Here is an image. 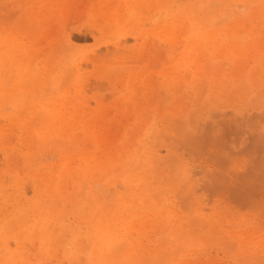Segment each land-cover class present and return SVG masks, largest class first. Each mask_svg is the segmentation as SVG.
I'll list each match as a JSON object with an SVG mask.
<instances>
[{
    "label": "rangeland",
    "instance_id": "1",
    "mask_svg": "<svg viewBox=\"0 0 264 264\" xmlns=\"http://www.w3.org/2000/svg\"><path fill=\"white\" fill-rule=\"evenodd\" d=\"M69 1H70V3H69ZM130 1H131V2H129L130 7H128L125 4L124 0H114V1L113 0H47V2H46V0H0V7L4 6V8H1V9H4L3 11L1 10V16L3 18H4V16H5V18L7 16L4 14L5 12H6V14H7V12L8 13L11 12V16L9 15L7 17H10V19H11V17L13 15H14V17L16 15L15 18L19 17V19H22L21 21L26 22L33 15L39 14V17H36L37 15H35V18H37V19H33V21L35 20L36 22L35 21L32 22V25H34V27H35V28L33 27L35 29V35L31 36L32 38L29 37V35H28L29 32L27 33L28 36L26 35L25 32H21V29L24 30V28H22V27L24 26L23 23L25 24V22L20 21L22 27H21V29L18 28L19 26H21V25H18V23H19L18 18H17L18 20L17 19L14 20L15 18L12 17L14 19H12L11 21L8 20L9 18L7 19L8 21H4V20H6L4 18L2 25H1L3 35H8V34L13 35L14 34L13 37L15 38V40L19 41L21 44H23L25 46H29L30 55L32 57V63L31 64L33 65V67L39 66L40 70L42 67V70H41L42 75H43L42 78H43V80H45V78H47V80L41 86H35V88H33L32 93H31L32 99L38 100V102H39V106H38L39 108L37 107V110H39V111L40 110L41 111L46 110L47 106L50 104V102L52 100L55 101L56 99L60 98V96H62L64 93L66 95V98H68V99L70 97L74 96L73 101L70 102V100H67L70 102V104L69 103L66 104L67 108H70L72 105H75L78 109L81 108L78 105V103H79L78 98H75V91H74L75 87L73 86L72 83H74V82L76 83L77 79H78V78H76L77 72L75 69L76 66L78 65L77 63H79V64L83 63L84 65L81 68L82 81H83V85L85 86V87L83 86V88H84L83 90H85V92L83 91L84 92L83 98L86 102L89 101L88 104L90 105V106L88 105V110L86 111V115L87 114H91V115L84 116L85 114L82 112L78 118L79 122H84V123L88 122L90 125H92L91 130L93 132L95 131L94 133L97 134L100 132L99 136H101L102 130L106 131V133H107V130L112 129V131H113V129H117V127H119L118 125L121 126V127H119L121 131L119 129L114 130L115 132L119 131V133L118 132H116V133H118L121 136V138H119L120 136L118 134L113 135L111 133L114 137L116 135L118 136L117 139L115 138V141L113 142V144H115L116 146L113 144H108V142L111 143L112 139L114 140L112 135H111L112 137H110V135L102 133L103 138L108 137V136L110 137V138H105V141H106V139L108 141L105 142L104 144H102L103 142L102 143L97 142V141H102V139H103L102 137H101L102 139L97 140L100 137L98 136V138H97L95 135H93L91 133L94 137H92L90 135L91 136V138H90L87 134L86 129H84L83 124H76L75 125L74 133L75 132L76 133L74 134V139H77V141L75 140L76 141L75 142L73 140V142H75V144H74L75 147L78 146L77 152L75 150V153H74V151L73 152L71 151V153L69 151H66L67 149L70 150V148H71V150H72V148H74L73 143H72V145L68 144L69 148H67V146H66V147H64L66 149H64V148L62 149V146H61L62 143L60 144V147H59V146H54L55 143L53 144L50 142L49 139H51L52 137H50L49 139L47 138L48 140L45 139L46 141L39 140V142H38V140H36L35 134L31 133L30 131H29L30 133H27L28 135L26 134L27 129L24 128L25 123L22 122L21 120L19 121V119H16V118H18L17 115L23 113L24 111L25 112L28 111L27 106L29 104L24 103V99L21 96L22 95L21 93L19 95H16V96L12 94L13 88L16 84L15 80H16L17 76L8 66H6L5 64L2 63L3 59H2V56L0 54V123H1L0 124V172H1L0 173V183H1L0 237L5 238V239H0V250L3 249V247L5 246V243H9V252L13 253V258L12 259L9 258V260H8L9 262L7 260H4V258H0V264H26V263L27 264H36V263H39V264H68L69 262H70L69 264H73V261L76 262L74 264H83V263L85 264V261L87 260V258L85 257L86 253L84 254L83 251H84V248L86 247V245L88 247V244H90L91 241L93 242L96 240L98 243H102V241L104 240V234L106 233V231H105L104 227H101L102 226L101 220L103 217V212H98V211H100L103 208L104 204L106 203V202H104L105 201L104 197H106V194L102 190V188L104 187V184L108 180V178L107 179L105 178V174L108 175V173H109L111 175L114 168H115V170L116 169L117 170L116 171L114 170L112 175L113 174L114 175H120V174H127L128 173L126 175L127 176L126 178L129 177L132 180H136L135 184L137 182L138 183L141 182V181H138L139 175L145 174L147 176V179L143 180V182H141V185H148V189L150 188V190H152V192H147V195H146L147 199L143 203V207H140L138 210H135V215L133 217H135L137 219H144L145 212L155 211L157 208H159L161 206L160 205L161 203H159V200H160V198H162V193L159 194V192L158 193H156V192L160 191V190L162 192V188H160V186H162L161 184H163L161 182V179L164 176L160 171H158V169H155V166H151L147 163L148 159L145 156V154H142V157H141V154H138L139 152L136 153L135 151L136 150L139 151V148H141L142 149L141 153H144L145 148L149 147L150 143L151 144L155 143L158 145V141H161L162 139H163V141H165L164 144H167L171 150H172V148H174V150L177 149L178 154H182V155L185 154L184 157L189 162L191 168L195 167L194 169H196V167L199 168V167H202L205 165H207V166L210 165V168H211L212 163L210 160H208L209 159L208 154H209V151L211 150L210 153L215 152L217 154L219 152V156H221V154L223 155V154L227 153V155H226L227 158H229V156H230V158L233 157V159H236L238 157L237 163L239 164V166H237L236 168H237V170H239V168H240V170H239L240 172L239 171L238 172L241 174L240 175L241 176L240 179L242 178L241 181H244L246 179L245 180V182H246V181H248V179H251L253 177L252 178L253 180L252 179H251L252 181L250 180L253 183L255 181L254 176H258L257 180L264 178V174H262V173H264V170H260L261 168H264V166H262V165H264V161H262V160H264V118L256 116L257 118L255 119V121H257V122H255V124L257 123L256 127L258 129H254L253 130L254 132H252V131L249 132L244 128V125H246V122H248L249 118H252L251 117L252 115L254 117V112H257V110L260 106V102L262 100V97H264V96H262V95H264V42H262V41H264V21H261V19L258 18V16H256L257 19L255 18V20H253V21L248 20L247 22H245V27H244V25H239V26L237 25L238 26V36H239V33H241L240 34L241 37L239 36L242 39L241 40V46H243L244 44H246L249 41L252 42L251 40H253V42L251 43L250 46H248L249 43L246 44L248 46V48L250 47L248 51L246 50V52L245 51L240 52V54L243 53V54H241V57H240V59H242L240 64L243 65L244 61L246 64L244 65V68L240 67V69L237 71V74L239 73L238 75H236L237 78L235 77L233 80H229V77H227V76L224 77L223 75H221L220 79L218 78V75L216 76V78H218V80L223 82V84L226 82L225 83L226 86L221 84V88L220 89L218 88V90H217V88H215L216 82L214 85L210 84L209 82H206V81H209L210 78H212V77L208 76L209 75L208 72H211V73L213 72L212 68H211L212 70L210 69V71H209L207 64L209 67L213 66L212 64L215 61L221 62L223 60V58H219L216 60H215V58L213 59L212 56L214 54L209 52L211 50V48L208 47L209 44H207V43L205 44V41L202 38H201L202 39L201 42L203 41V43L198 42L199 40H197V42H196L195 40H193V38H192V40H193V42H192L191 37H194V35H193V32L190 28V23L188 24L189 21L185 20L187 18L185 17V14H183L184 12L180 13V11L178 12L177 9L178 8L179 9H186V14L190 13L189 15H191L192 12H193V14H196V12H197L198 14H196V15H199L198 19H201V17H202V21L199 20L200 21V28H201V27H204L203 25H208L209 15L206 16V18H208V19L205 20L206 18L204 16V14L208 13V10H210V9L212 11L210 10L209 12H213L214 14H219L218 13L220 11L219 9H222V7H223L222 10L223 11L225 10V12L227 11L228 13L227 12L226 13L229 14L228 16L230 17V15L232 14V12L234 10L232 9L233 10L232 11L230 9L231 6L229 7V5H231V4L226 3L228 0H226V1H223V0H160V1L159 0H152V1H150L151 3L149 2V0H147V1L141 0V2H142L141 5L144 4L142 7H141V5L136 4L137 0H130ZM134 1H135V3H134ZM139 2H140V0H139ZM211 2L212 3L214 2L217 6L214 8L215 4L214 3L212 4ZM228 2H230V1H228ZM18 3H19V5H18ZM64 3H66V4H64ZM208 3H210V4H208ZM222 3H223V5H222ZM225 3H226V5L228 4L226 6V8L224 5ZM149 4L150 5L152 4V5L150 6ZM10 5H12V6H10ZM105 5H106V7H105ZM136 5H139V6H137V7H139L138 8L139 10L136 9L137 8V7H135ZM196 5H199V6H196ZM220 5H222L221 8L219 7ZM6 7H7V9H6ZM204 7H206V8L204 9ZM23 8H24V10L21 11V9H23ZM212 8H214L215 12L213 11ZM227 8L230 10H228ZM232 8H233V6H232ZM235 8L236 7H234V9ZM249 8L250 7H248L246 10L245 9L242 10L241 8L240 9L245 13L246 11H249ZM60 9H62V10H60ZM193 9L195 10V12L193 11ZM240 9L236 8L238 13H242ZM18 10H20L21 12L20 11L18 12ZM204 10L206 13L204 12ZM23 11L26 12V14H27L26 16H24L25 12H23ZM108 11H110V12H108ZM12 12H13V14H12ZM199 12L200 13L202 12L204 14L202 15ZM237 12L235 11L233 13H237ZM104 14H106V15H104ZM177 14H179V16L183 15L181 17L185 21L181 17H179ZM174 16L175 17L178 16L179 21ZM218 18L221 19V16L218 15L217 19ZM231 18L232 17H230V19H229L230 21L227 20V22L229 21L228 24H231V22L233 21V18H235V16L232 19ZM180 19H182V20L180 21ZM173 20H175V21H173ZM14 21H17V25ZM215 21H217V20H215ZM215 21H213V23H215ZM254 21H256V23ZM202 22L205 24H203ZM170 23H171V25H170ZM210 23H209V25H210ZM239 24H241V23H239ZM3 25H5V27L7 25L8 26L5 28ZM45 26H46V28H45ZM210 26H208V27L205 26L204 28H206V30L208 31L209 29H211L213 27V26L212 27H210ZM3 29L4 30L6 29V30L4 31ZM241 30H243L242 32L244 34L241 32ZM210 31L211 30H209V32ZM11 32L12 33L14 32V33L12 34ZM30 35H31V33H30ZM219 37H221V39L218 40V36H217L216 40L218 41V43H217V41L214 40L213 44L211 45L212 48H219L223 45V43H224L223 39L225 38V35L222 34ZM61 38H64V39H61ZM37 39L40 40V41L38 40L39 42H41V40H42L43 43L39 44L38 41H36ZM51 40H53V41H51ZM30 42H31V44H30ZM187 42L190 43L191 45L189 46ZM195 42L198 43L197 44L198 46L196 45ZM259 42H261V43H259ZM57 43H59L60 46ZM118 43H119V45H118ZM216 44H218V45H216ZM256 45H257V47H260V50L256 47ZM71 46H72V48H71ZM118 46H119V51L115 50V49H118ZM99 48H101V49H99ZM197 49H200V50H197ZM192 50L193 51L197 50L198 53L197 52L192 53ZM58 51H59V53H58ZM116 51H118L119 54ZM54 52L57 55H55ZM230 52H232V51H230ZM230 52L228 53V55L233 56V53L230 54ZM112 53L113 54L115 53V56ZM107 54L111 55V57L107 56ZM183 54H186V55L188 54L189 56L193 55L190 57V59H192V62H188L186 65H184L185 63H183V61H182L183 58L180 59ZM198 54H200V56H203L204 58L203 57H201V58H203L204 60L199 59L200 56H197ZM26 57H27L26 54L20 55V57H18V60L23 61L26 59ZM197 58H198L197 62L199 61L201 63H203V62L207 63V64L203 63L205 68L203 67L204 71L201 72L202 74L200 72H198V70H197L198 74H195V72H194V66L193 65H194ZM94 59H98L99 61H97V60L94 61ZM118 60H120L121 63ZM135 60H138V61L136 62ZM116 61L118 62V65L116 64L117 63ZM170 61H172V62H170ZM223 61H225V59ZM174 62L177 63V65H175ZM211 62H213V63H211ZM172 63L174 64L173 65L174 70L175 71L180 70V72L176 73L173 71V73L171 72L172 74L170 73L171 74L170 76H172V75L176 76V74H178V76H176V77H181L180 79L178 78V80H181L180 82H178V80L176 82L173 81V84H172V80H171L172 77H169V74H168L169 71L166 72V70H165V72L168 75V76L167 75H165V76L169 77V80H167V78L164 75H162V73L164 72V71L162 72V70H164L166 68H167V70H168V68L173 70ZM190 63H193V64L190 66ZM221 63L224 64L225 62H221ZM228 64L230 66V62ZM175 66H178L179 69H178V67H175ZM73 68H74V71H73ZM176 68H177V70H176ZM186 68H188V69H186ZM43 69H47V70L49 69V70L46 72V70H43ZM144 69H145V71H144ZM147 69H149V70H147ZM197 69H198V67H197ZM68 70L70 72H68ZM230 70H231V66L229 68L226 66L225 73H228V71H230ZM186 71H188V73H190V74H188V73L186 74L187 78H185L186 77L185 76ZM257 71H259V72H257ZM156 72H157V74L155 75ZM160 72H162V73H160ZM134 73H135V75H138V73H139L138 78H137V76L135 77ZM211 73H210V75H211ZM73 74H75V75L73 76ZM131 74H132L131 78L133 80L130 78ZM144 74L145 75L151 74L150 76L154 77V78H149L150 76L147 75L148 76L147 77L148 82L152 83L153 85L157 82V80H154L155 78L156 79L159 78L158 82H162V84L163 83H165V84L162 85L160 83L159 86H161V87H159V88H157L158 85H155L156 86L155 87L150 83L148 84V82L146 85V82H145L146 76ZM199 74L201 75V77L198 76ZM66 75L70 76L68 79L69 81L67 80ZM251 75H252V77H251ZM71 76L72 77L76 76L75 80ZM133 76L136 79H134ZM139 76L142 78H140ZM224 78H226L227 81ZM138 79H139V83L138 84L136 83V87H137V89H140V91H141L140 95L136 94V93H139L140 91L137 89L135 90L136 87H135L134 83H132V82H138ZM152 79H153V81H152ZM165 79L167 80L166 82H164ZM204 79H205V81H204ZM73 80H74V82H73ZM130 80H131V82H130ZM149 80H151V81H149ZM34 81L36 82V79ZM167 82L170 84L167 85L166 84ZM232 82H233V85H232ZM75 83H74V85H75ZM129 83H132V84L129 85ZM143 83H145L144 86L140 87L141 85H143ZM149 85H150V87H149ZM145 86L149 87V89L148 88L145 89ZM72 87H74L73 90H72ZM103 87L105 88V90L103 89ZM225 87L226 88L228 87V88L226 89ZM224 89H226V90H224ZM67 90H68V92H70V94L67 92ZM134 90L139 91V92L135 93ZM3 91H5V93H6L5 95L3 94ZM128 91H134V92L133 93L131 92L132 93L131 94ZM134 93L137 95V97H136L137 99L135 97L134 98L132 97L133 102H134L133 103L130 101V100H132V98L130 99L129 97L135 95ZM147 93L149 95H147ZM230 93L232 95L231 98L228 97ZM144 94L146 95L145 98L143 97V96H145ZM166 95H167V97L172 96V99H171V97L167 98ZM159 96H162V97H159ZM252 96H253V98H252ZM138 97L139 98L143 97L142 100L141 99L139 100L140 104L142 103L141 105L143 106L142 111L140 109L138 110L139 107L136 108V105H135V101H138V99H139ZM147 97H151V98L149 99ZM66 98H65V100H66ZM159 98H160V100L161 99H163V101L165 100L164 101V107H166V106L168 107L170 104L172 105V103L173 104L175 103L174 105H176L177 103H180V104L176 105V111H175V107H172L173 105L172 106L170 105L171 106V108L169 106L170 110L172 108H174V110L172 109L171 111L166 112L167 114L165 113L164 117L163 116L160 117L157 115L158 111L157 112L155 111V109L157 107L160 108V106L162 105V102L159 100ZM96 99L100 102V103L97 102L99 104H96V101H97ZM113 99H115V100H113ZM143 99H144V101H143ZM152 99H153V101H150L151 104L148 103V104H150V105H148L147 104L148 100H152ZM169 99H171L172 101H170ZM94 100H95V102H94ZM166 100L169 102V104H168V102H166ZM175 100H176V102H175ZM129 101L131 102V105L129 104L130 103ZM143 102H146V103H143ZM152 102H154V103L152 104ZM159 102L161 103V105ZM170 102H172V103H170ZM243 102H247L248 104L243 103ZM157 103H159V105H157ZM143 104L146 107H144ZM146 104L149 106V108H147L148 106ZM41 105H43V106H41ZM127 105H129V106H127ZM138 106H139V104H138ZM210 106H211V108L214 107L215 110L218 108V114H216L214 111H212L210 109ZM101 108H103V109H101ZM126 108H127V110H126ZM178 109L181 112L178 111ZM208 109H210L213 112V114L215 115V117L212 118L211 113H210L211 117L210 116L209 117L212 119V121H213V119H215L217 117L215 119V121H216L215 123H217V125L213 121V123H214L213 126H210L209 120H211V119L208 117V115H209ZM236 110H238V111L236 112ZM211 111H209V112H211ZM97 113H99V114H97ZM105 113L107 114V116L105 115ZM144 113H146V114H144ZM229 113H231V114L229 115ZM96 114L97 115L101 114V119L104 118L103 120L106 119L107 121L106 120L101 121V119H98L99 116H97ZM102 114H103V117H102ZM130 114H132V115H130ZM224 114H226L227 116ZM219 115H220V118H219ZM221 115L223 116V118ZM93 117H94V119H93ZM174 117H175V120L173 119ZM181 117H183V118L181 119ZM207 117L209 118L207 120V121H209V125H208L209 127L207 126V128L205 129L203 125H207L204 122L206 120L205 118H207ZM38 118H40V117H38ZM202 118L205 120H203ZM96 119H97V121H96ZM244 119H245V121H244ZM39 120L41 121V119H39ZM143 120H144V122H143ZM202 120H203L204 124H203V122H201ZM98 121H99V123H98ZM96 122H97V125L101 124L102 126L103 125H105V126H103V127L100 126L101 127V129H100V127H98L96 125ZM221 122H223V124H221ZM36 123H39V121H37ZM150 124L153 125L155 130L159 129L158 131H161V129H162L163 132L162 131H161L162 133L160 132L161 136L158 139H157L158 135L156 136L155 134H149L147 132ZM181 124L183 125V127ZM45 125H47V124H45ZM136 125H139L137 127V133L141 130L142 134H141V132H139L138 134L135 132L136 130H134L133 127H136ZM201 125L203 128L201 127ZM187 126H188V128H187ZM95 127H96V129H95ZM141 127H143V128H141ZM212 127H213V129H212ZM103 128H105V129H103ZM93 129H95V130H93ZM174 129L176 132L174 131ZM22 130H24V131H22ZM114 131H113V133H115ZM185 131L187 133H185ZM110 132H109V134H110ZM245 132L248 134H246ZM58 133H55L56 135H54V139H56V140H57V137L59 135ZM160 133H159V135H160ZM166 133H168V135H167L168 137H165ZM243 133H245V134H243ZM253 133H255V134H253ZM195 134H197V135H195ZM154 135H155V137H154ZM185 135L187 136V138ZM241 136H243V137H241ZM32 137H34V138H32ZM191 137H193L192 140L190 139ZM93 138H95L96 141ZM160 138H162V139H160ZM58 139H59V137H58ZM64 139H66V138H64ZM89 139H91L92 141L90 142ZM176 139H178L179 141L181 140L182 142L181 141L178 142V140L176 142ZM194 139L201 141L204 144H208L209 141H211L210 142L211 143L210 150L208 147L210 144L208 146H206L207 150H205V152H207L209 150L207 153L204 152L206 155L203 153V154H201L202 156L200 155V157H199V155H195L192 153L193 150L191 149L190 145H193ZM232 139H234V140H232ZM69 140L70 139L68 138V142H66V143H69ZM35 141L38 143H35ZM40 141H41V144H40ZM63 141H65V140H63ZM116 141H117V143H116ZM130 141H132V142H130ZM145 141H146V143H145ZM191 141H192V144H191ZM30 142L32 143V147H31ZM60 142H62V141H60ZM87 142L89 143L88 144L89 147L87 146ZM128 142L131 143V145ZM170 144H172V145H170ZM236 144H237V146H236ZM56 145H57V143H56ZM107 145H109V146H107ZM112 145L115 147H113L111 150L110 148L112 147ZM139 145L140 146L143 145V147H140ZM106 146H107V148H106ZM136 146L137 147L139 146V147L137 148ZM188 146H190V147H188ZM57 147H59V148H57ZM86 148H87V150H86ZM180 148H182V149H180ZM36 149H38V150H36ZM116 149H118V150H116ZM122 150H124V152H123L124 156H125V154H127V152L129 150L133 151V152L131 151V153H133V155H132L133 160L131 158L126 166L123 165V162L121 161L122 160L121 159L118 163L116 161L108 167L111 171L110 170L101 171L99 169H94L93 174H91L92 176L90 175L89 178H88V175H86L83 172V170L81 171V168H79V169L74 168L75 162L73 160H74V158H77L76 155L80 154V156H81L82 154L86 155V154L91 153L92 155L97 156V154L101 151L102 155H103V156L100 155L101 158H106V157L112 156V157H115V159H117V157H116L117 153H119ZM64 151H66L68 153L64 154L65 153ZM202 151H204V150H202ZM39 152H41V153H39ZM62 153L64 155H62ZM107 153L108 154L110 153V156H108ZM161 154L164 155L163 150L161 151ZM236 154H239V155L237 156ZM70 155H72V156L75 155L73 157V160H72L74 163L71 162V159L67 160V161L63 160V159H68V156H70ZM190 155H192V156H190ZM71 157H69V158H71ZM143 157H144V159H143ZM198 158H199V160H198L199 162L197 161ZM61 160L65 164L62 162L63 163V165H62V163H60ZM260 160L262 161V163ZM258 161H260V162L258 163ZM57 162H58V164H56ZM66 162L69 164L72 163L73 166L71 165V167H73L74 169L70 170V168H69L70 165L67 164ZM207 162H209V163H207ZM260 163H261V165H260ZM49 164H51V165H49ZM143 164H144V166L140 167ZM67 165H69V166L67 169V173L65 174L67 176L65 178V182L63 181L64 180L63 176H61V177L55 176L53 178V182L55 184L52 185L53 186L52 188L49 187L50 189L48 188V184L45 183L44 180H41L39 177H37L35 174L38 171H41V172H44L45 176L47 174L46 178H50L51 177L50 172L57 171V169L60 170V169H62V167L65 168V166H67ZM258 165L261 168H259ZM46 166H47V168H46ZM130 166H131V168H130ZM151 167L154 169H152ZM43 168H44V170H43ZM138 168H139V170H138ZM212 168H213V166H212ZM254 168H255V170H253ZM257 169L262 171V172L259 171L258 175L256 173ZM96 170L97 171L99 170V172H97ZM126 171H129V172H126ZM73 172H74V174H73ZM121 172H123V173H121ZM244 173H245V175L242 176ZM110 175H109V177L112 178V175L111 176ZM200 176L198 178H200ZM245 176H246V178H245ZM90 177H92V178H90ZM243 178H244V180H243ZM88 179H89V181H88ZM67 180H69V181H67ZM262 180H264V179H261V182L264 183V181H262ZM250 181H248V182L250 183ZM7 182H8V184H7ZM61 182H64V183H61ZM151 182H153V183H151ZM154 182H156L157 184ZM256 182L259 184L258 181H256ZM59 183H60V187H63V186H65V187L60 188V190L57 189V186L59 185ZM257 183L254 182V185L257 186L256 185ZM31 184H32V187H31ZM19 186L20 187L23 186L25 189L27 188L25 190L26 196L25 195L24 196L19 195V197H21V198H19L17 196L19 193V190L17 193V188ZM36 186H38L39 188ZM101 186H103V187H101ZM244 187H245V189L247 188L251 191L252 185L250 187H247V186H244ZM257 187L260 188L259 186H257ZM121 188L123 189V187H121ZM254 188H256V187H254ZM262 188H264V185H262ZM37 189H38V191H37ZM35 190L39 193V196L37 195V192ZM100 190H101V192H100ZM261 191H264V189H262ZM261 191L260 192L258 191V194L261 195V196L259 195L260 196L259 201L264 202V192L261 193ZM33 192L34 193L36 192L35 193L36 196L34 195ZM254 192L251 191V194H254ZM158 194L161 196H159ZM173 194L174 193H172V192H168L166 195L171 196L170 200H172L177 196V195L174 196ZM10 195H11V197H10ZM255 195H256V193H255ZM15 197H17V198H15ZM156 197L159 199L157 200ZM25 199L27 202L23 203ZM154 199H156L158 201L157 204H156V200H154ZM257 199H258V197H256V196L251 197L252 201H254V200L257 201ZM20 200H21V202H18ZM175 201H177V198H175ZM249 202L251 203V204L249 203L252 206V207L250 206L251 208L249 206H246L247 203L245 204V202L243 204L241 203L243 205L242 207L240 204H237L235 202L234 205L237 204L236 206L240 208L239 211H237V207L233 206L232 203L230 205L228 204L229 206H226V207L229 210H231L232 213H234V211H237V212H235L236 215L234 214L236 217L234 215H232V216H234L233 218L236 219L237 223L233 224L232 227H230V228H229L230 225L224 224L225 226H227L225 228L229 229V230H227L226 233H224V231H223L224 234H222L221 236H219V234H217L218 232H216L215 234L212 233L211 235H209L207 233V231H206L207 234L201 233L200 235H203L205 237H208V235H209V237L207 240L203 241V243H202L203 246L200 248L198 247V244H196V246H193V243L200 242V238L202 239V237L197 238V236H196V234H197L196 231L198 229L197 225L193 224L192 221L188 222V219L182 218L181 215H179V214L176 217H172V218L169 217L167 212L173 206L161 208L162 218L160 219V222L159 221H152L151 218H145L143 220V224H142V227H143L142 230L143 231L142 232L140 231L136 234L138 238L148 237V240L149 241L151 240L152 247H157V251L161 252V250H162L164 252V253H162V252L160 253V252L155 251V252H157V254L155 252H153L152 256H148V258H147V260L150 261V262L147 261L148 264H164V261H166V258L167 259L168 258L173 259L172 257H170L173 255L167 254V252L165 253V251H168V250H166V248L164 250V245L169 240H171L170 242L173 243V245L169 244L170 246H174V244L180 245V246L178 245V247H177V245H175L176 249H174L175 247L173 248L174 250L178 251V255H179V252L180 253L182 252L183 254L186 253V255H187V253L189 254V255H187L188 256L187 258L192 264H194V262L196 264H198V263H200V264H210V263L211 264H213V263H215V264H252L253 263V264H255L253 260L252 261L251 260L249 261L247 259L243 260V256L237 255V249L238 248L229 246V244L226 243L228 241H225V239H228L229 233L235 232L236 236L240 237L239 239L244 242V248L245 249L248 246H251V247H253V249L260 250V248H257V243L261 239H264V204H262L260 202L261 204H256V207H255L254 202H253L254 205L252 204L251 201H249ZM230 206L232 208L233 207L234 208L231 209ZM244 206H246V207H244ZM90 207L91 208L94 207V211L88 210V208H90ZM253 207H255V208H253ZM235 208H236V210H235ZM15 210H17V212H15ZM133 211L134 210H132L131 212H128L127 215H130V213H131V215H133ZM176 211L179 213V211H182V207L178 205L176 208ZM39 220H41V222ZM46 220H47V222H46ZM185 221H187V223ZM190 223H192L193 225ZM49 224H52V225H49ZM36 226H37V229H36ZM57 226H59V227H57ZM188 231L191 232L192 235H190V233H188ZM240 231H242V232L240 233ZM72 232L73 233L76 232L77 234H80V237L84 238V239H86V236H87L86 240H88V237H89V241H88L89 243L86 240H85L86 241L85 242L82 239L83 244L81 243V245L79 246V249H81V250H77V251L73 252V253L78 254V255H75L70 251L72 248H70L68 244H67V246L63 245L67 241L66 239L67 238L69 239V235ZM183 232H185V233H183ZM51 233H56L57 235H60V236L58 238L52 239ZM142 234L144 235L143 237L140 236ZM161 236L163 237V239ZM190 236H191V238H190ZM158 237H160V238H158ZM177 237H178V239H177ZM222 237H224V239H222ZM60 238L61 239L64 238V239L61 240ZM45 241L47 242L46 244H45ZM55 242H56V244H55ZM62 242H63V244H62ZM160 244H162L163 246H160ZM169 245H167L166 247H168ZM109 246H110V243L108 242L106 244V249H108ZM180 247H181V250L183 249L182 251L179 249ZM192 248H193V250H192L193 252L190 251ZM167 249L172 250L171 247H168ZM229 250H231V251H229ZM85 252H87V249L85 250ZM79 253H81V254L79 255ZM149 254H151V253H149ZM161 254H162V256L164 255L163 258L161 257ZM176 254H174V256H173L174 257V263L169 262L168 260H170V259H168L167 260L168 262H165V264H182V261L180 258H178V260L175 258V257H177ZM63 255H64V257H63ZM157 255H160L159 257L162 259H160V258L159 259L162 261L159 262ZM70 257H71V260H70ZM72 257H73V259H72ZM18 259H21V260H19V262H18ZM114 262H117V261H114Z\"/></svg>",
    "mask_w": 264,
    "mask_h": 264
},
{
    "label": "bare ground",
    "instance_id": "2",
    "mask_svg": "<svg viewBox=\"0 0 264 264\" xmlns=\"http://www.w3.org/2000/svg\"><path fill=\"white\" fill-rule=\"evenodd\" d=\"M114 1V0H113ZM143 1V0H142ZM147 1V0H146ZM150 1H152V0H149V2ZM160 1V0H159ZM223 1H226V0H223ZM222 1V2H223ZM228 1H230V2H228ZM226 3H228V4H231V5H229V7H230V9L233 11V12H237V10H236V8H238V9H247L248 7H250L249 8V11H246L245 13L241 10V12L242 13H233L232 12V14L230 15V17H234L235 16V18H233V21L231 22V24H228V22L230 21L229 19H230V17L228 16L229 14H227L226 12H225V10L223 11L222 9H223V7H222V9H219L220 11L218 12L219 14H214L213 12H209L210 10H208V13H206L205 12V10H204V12L206 13V14H204V13H200V14H204V16H205V18H206V16H208L209 15V19L208 18H206L205 20H207L208 19V25H203L204 27L205 26H210V27H212L211 29H209V30H211L210 32H209V30L207 31L206 30V28H204V27H201L200 28V21H202V17H201V19H198V16L199 15H196V14H198L197 12H196V14H193V12L191 13V15H189V14H186V9H177L178 10V12L180 11V13L181 12H184L183 14H185V17L187 18V19H185V20H188L187 22H188V24L190 23V28H191V30H192V32H193V35H194V37H191V40H192V38H193V40H195L196 42H197V40H199L198 42H201V40L203 39L204 41H205V44L207 43V44H209L208 45V47L209 48H211V50L209 51V52H211V53H213L214 55L212 56V58L214 59L215 58V60L216 59H219V58H223V60L225 59V61H221V62H225L224 64L223 63H221L220 61H215L214 63L213 62H211V63H213L212 65L213 66H208V64H207V67H208V69H209V71H210V69L212 68L213 69V72L211 73V72H208L209 73V77H212V78H210L209 79V81H206V82H209L210 84H212V85H214L215 84V82H216V87L215 88H217V90H218V88L220 89L221 88V84H223V82H221L220 80H218V78L220 79V76L221 75H223L224 77L225 76H227V77H229V80H233L235 77L237 78V76L236 75H238L237 74V71L240 69V67L241 68H244V65L246 64L245 63V61H244V63H243V65H241L240 63H241V61H242V59H240V57H241V54H243V53H241L240 54V52H242V51H245L246 52V50L248 51L249 50V48H248V46H250L251 45V43L253 42V40H251L252 42H247V43H249L248 44V46L246 45V44H244L243 46H241V33H239V36H238V26L239 25H244V27H245V22H247L248 20L249 21H253V20H255V18L257 19V17L256 16H258V18H260L261 19V21H264V0H228ZM46 2H47V0H46ZM109 2V1H108ZM124 2H125V4L128 6V7H130L129 5V2H131L130 0H124ZM133 2V1H132ZM204 2V1H203ZM239 2V3H238ZM58 3V2H57ZM69 3H70V1H69ZM101 3V2H100ZM134 3H135V1H134ZM141 0H140V2H139V0H137L136 1V4H139V5H141ZM144 3V2H143ZM147 3V2H146ZM151 3V2H150ZM212 3V2H211ZM214 3V2H213ZM212 3V4H213ZM226 3L224 4L225 5V8H226V6L228 5H226ZM16 4V3H15ZM34 4V3H33ZM64 4H66V3H64ZM98 4V3H97ZM133 4V3H132ZM197 4V3H196ZM208 4H210V3H208ZM215 4V3H214ZM18 5H19V3H18ZM63 5V4H62ZM92 5V4H91ZM139 5H136L135 7H137V6H139ZM144 5V4H143ZM143 5H141V7L143 6ZM150 5V4H149ZM152 5V4H151ZM150 5V6H151ZM222 5H223V3H222ZM222 5H220L219 7L221 8V6ZM10 6H12V5H10ZM32 6V5H31ZM109 6V5H108ZM196 6H199V5H196ZM211 6V5H210ZM209 6V7H210ZM217 5L215 4L214 5V8L216 7ZM232 6H233V8H232ZM33 7V6H32ZM105 7H106V5H105ZM110 7V6H109ZM127 7V8H128ZM234 7H236L235 9H234ZM1 8H4V6L3 7H0V54H1V56H2V59H3V61H2V63L3 64H5L6 66H8L14 73H15V75L17 76V78H16V80H15V82H16V84H15V86H14V88H13V91H12V94L13 95H19L20 93L22 94L21 96L23 97V99H24V103L25 104H29L27 107H28V111H22L23 113H21V114H19V115H17L18 116V118H16V119H19V121L21 120L22 122H24L25 123V126H24V128H26L27 129V131H26V134L27 133H33V134H35V137H36V140H38V142H39V140H42V141H46V140H48L50 137H52L51 139H49L50 140V142L51 143H55L54 144V146H59L60 147V144L62 143V149L64 148V147H66L67 146V148H69L68 147V144L70 145H72V143H73V147L75 148H72V150H71V148H70V150L69 149H67L66 151H69L70 153H71V151L73 152L74 151V153H75V150H76V152H77V148H78V146L77 147H75V142L77 141V139H74V134L76 133H74V131H75V125L76 124H83V127H84V129H86V131H87V134H88V136L91 138V136L92 137H94L93 135H95L97 138H98V136L100 135V132L99 133H94L92 130H91V126L92 125H90L88 122H86V123H84V122H79V115L83 112L85 115L84 116H87V115H91V114H87L86 115V111L88 110V102L89 101H85L84 100V98H83V93L85 92V90H83L84 88H83V81H82V72H81V68H82V66L84 65L83 63H77L76 65V72H77V77L76 78H78L77 79V82L75 83L74 82V80H75V77H72L74 80H73V82L75 83V85H74V83H72L73 84V86L75 87V89H74V87H72V90L74 89V91H75V98H78V101H79V103H78V105H79V107H81L80 109H78L75 105H72L70 108H67V106H66V104L67 103H69L70 104V102L71 101H73L74 100V96L73 97H70L69 99L68 98H66V95H65V93L62 95V96H60V98H58V99H56L55 101L54 100H52L51 102H50V104L47 106V109L46 110H37V107L39 106V102H38V100H33L32 99V97H31V93H32V90H33V88H35V86H41L46 80H47V78H45V80H43V78H42V67H41V70L39 69L40 67L39 66H36V67H33V65L31 64L32 63V57H31V55H30V48H29V46H25V45H23V44H21L19 41H17V40H15V38L13 37V35H10V34H8V35H3V31H2V27H1V25H2V22H3V19L5 18V16H4V18L1 16V10L3 11L4 9H1ZM13 8V7H12ZM16 8V7H15ZM108 8V7H107ZM139 7H137L136 9L137 10H139L138 9ZM206 7H204V9H205ZM214 8H212L213 9V11L215 12V10H214ZM6 9H7V7H6ZM5 9V10H6ZM9 9V8H8ZM65 9V8H64ZM63 9V10H64ZM209 9V8H208ZM228 9V8H227ZM230 9H228V10H230ZM11 10V9H10ZM22 10H24V8L23 9H21V11ZM60 10H62V9H60ZM105 10V9H104ZM103 10V11H104ZM114 10V9H113ZM131 10V9H130ZM20 10H18V12H19ZM20 11V12H21ZM132 11V10H131ZM193 11L195 12V10L193 9ZM212 11V10H211ZM23 12H25V11H23ZM66 12V11H65ZM96 12V11H95ZM108 12H110V11H108ZM117 12V11H116ZM224 12V13H223ZM230 12V11H229ZM240 12V11H239ZM4 13V12H3ZM37 13V12H36ZM48 13V12H47ZM129 13V12H128ZM5 15H7V16H11V12L10 13H8L7 12V14H6V12L4 13ZM12 14H13V12H12ZM34 14V13H33ZM32 14V15H33ZM99 14V13H98ZM27 14H26V12L24 13V16H26ZM35 15H37L36 17H39V14H35ZM35 15H33L29 20H27L26 22L25 21H21L22 19H19V17H17V18H15L16 17V15H15V17H14V15L12 16V17H14V18H12L11 17V19H10V17H7L6 16V20H4V21H8V20H12V19H14V20H18V22L20 23H18V25H21V22H25V24L23 23V27H22V25L21 26H19L18 28L19 29H21V27L22 28H24V30L23 29H21V32H25L26 33V35H27V33H28V35H29V37L30 38H32L31 36H34L35 35V27H34V25H32V22H34L33 21V19H37V18H35ZM104 15H106V14H104ZM132 15V14H131ZM178 16H179V14H177ZM216 15V16H215ZM218 15H220L221 16V19H217V16ZM43 16V15H42ZM70 16V15H69ZM178 16L177 17H175L176 19H178ZM181 16H183V15H181ZM181 16H179V17H181ZM2 17V18H1ZM108 17V16H107ZM120 17V16H119ZM125 17V16H124ZM9 18V19H8ZM52 18V17H51ZM57 18V17H56ZM106 18V17H105ZM118 18V17H117ZM182 18V17H181ZM200 18V17H199ZM231 18V19H232ZM8 19V20H7ZM68 19V18H67ZM183 19V18H182ZM182 19H180V21L182 20ZM184 20V19H183ZM184 20V21H185ZM200 20V21H199ZM215 20H217V21H215ZM227 20H229L228 22H227ZM21 21V22H20ZM173 21H175V20H173ZM178 21H179V19H178ZM213 21H215V23H213ZM15 23H16V25H17V21H14ZM36 22V21H35ZM44 22V21H43ZM183 22V21H182ZM204 22V21H203ZM202 22V23H203ZM211 22V23H210ZM255 23H256V21H254ZM12 23V22H11ZM10 23V24H11ZM167 23V22H166ZM209 23H210V25H209ZM239 23H241V24H239ZM253 23V22H252ZM4 24V23H3ZM7 24V23H6ZM5 24V25H6ZM41 24V23H40ZM57 24V23H56ZM114 24V23H113ZM203 24H205V23H203ZM207 24V23H206ZM228 24V25H227ZM5 25H3L4 27H5ZM37 25V24H36ZM167 25V24H166ZM170 25H171V23H170ZM238 25V26H237ZM8 26V25H7ZM6 26V27H7ZM163 26V25H162ZM5 27V28H6ZM34 27V28H33ZM52 27V26H51ZM60 27V26H59ZM113 27V26H112ZM170 27V26H169ZM37 28V27H36ZM39 28V27H38ZM45 28H46V26H45ZM165 28V27H164ZM10 29V28H9ZM188 29V28H187ZM205 29V30H204ZM258 29V28H257ZM4 30V29H3ZM6 30V29H5ZM4 30V31H5ZM15 30V29H14ZM23 30V31H22ZM190 30V29H189ZM27 31V32H26ZM39 31V30H38ZM52 31V30H51ZM59 31V30H58ZM67 31V30H66ZM166 31V30H165ZM188 31V30H187ZM243 30H241V32H242ZM17 32V31H16ZM19 32V31H18ZM57 32V31H56ZM62 32V31H61ZM168 32V31H167ZM240 32V31H239ZM30 33H31V35H30ZM243 33V32H242ZM20 34V33H19ZM22 34V33H21ZM154 34V33H153ZM168 34V33H167ZM222 34H224L225 35V38L223 39L224 40V43H223V45L221 46V47H219V48H212L211 47V45L213 44V42H214V40L215 41H217L216 39V37L218 36V40H220L221 39V37H219V36H221ZM244 34V33H243ZM27 35V36H28ZM38 35V34H37ZM44 35V34H43ZM69 35V34H68ZM71 35V34H70ZM156 35V34H155ZM160 35V34H159ZM189 35V34H188ZM192 35V36H193ZM216 36V37H215ZM67 37V36H66ZM65 37V38H66ZM231 37V38H230ZM25 38V37H24ZM60 38V37H59ZM202 38V39H201ZM20 39V38H19ZM61 39H64V38H61ZM166 39V38H165ZM39 39H37L36 41H38ZM57 40V39H56ZM193 40H192V42H193ZM40 41V40H39ZM38 41V43L40 44H42L43 42H42V40H41V42H39ZM51 41H53V40H51ZM72 41V40H71ZM148 41V40H147ZM178 41V40H177ZM34 42V41H33ZM32 42V43H33ZM123 42V41H122ZM127 42V41H126ZM195 42V43H196ZM223 42V41H222ZM262 42H264V41H262ZM37 43V42H36ZM120 43V42H119ZM119 43H118V45H119ZM188 43V42H187ZM201 43H203V41L201 42ZM216 43V42H215ZM217 43H218V41H217ZM259 43H261V42H259ZM30 44H31V42H30ZM35 44V43H34ZM45 44V43H44ZM58 45H59V43H57ZM71 44V43H70ZM158 44V43H157ZM198 43H196V45H197ZM72 45V44H71ZM188 45L190 46L191 44L190 43H188ZM216 45H218V44H216ZM60 46V45H59ZM63 46V45H62ZM61 46V47H62ZM180 46V45H179ZM193 46V45H192ZM198 46V45H197ZM214 46V45H213ZM245 46V47H244ZM259 46V45H258ZM117 47V46H116ZM159 47V46H158ZM215 47V46H214ZM256 47H257V45H256ZM40 48V47H39ZM43 48V47H42ZM45 48V47H44ZM51 48V47H50ZM60 48V47H59ZM71 48H72V46H71ZM190 48V47H189ZM192 48V47H191ZM248 48V49H247ZM259 50H260V47H257ZM262 48V47H261ZM5 49V50H4ZM65 49V48H64ZM99 49H101V48H99ZM193 49V48H192ZM203 49V48H202ZM206 49V48H205ZM4 50V51H3ZM33 50V49H32ZM31 50V51H32ZM56 50V49H55ZM115 50H118L119 51V46H118V49H115ZM122 50V49H121ZM136 50V49H135ZM197 50H200V49H197ZM197 50L196 51H193L192 50V53H194V52H197ZM252 50V49H251ZM258 50V51H259ZM118 51H116L118 54H119V52ZM126 51V50H125ZM129 51V50H128ZM188 51V50H187ZM191 51V50H190ZM230 51H232V52H230ZM97 52V51H96ZM102 52V51H101ZM146 52V51H145ZM189 52V51H188ZM230 52V54H232L233 53V56H230V55H228V53ZM44 53V52H43ZM58 53H59V51H58ZM123 53V52H122ZM153 53V52H152ZM187 53V52H186ZM198 53V52H197ZM23 54H26V59L25 60H18V57H20V55H23ZM54 54L55 55H57L55 52H54ZM100 54V53H99ZM105 54V53H104ZM113 54V53H112ZM201 54V53H200ZM200 54H198L197 56H200ZM38 55V54H37ZM36 55V56H37ZM114 56H115V53L113 54ZM130 55V54H129ZM188 55V54H187ZM186 54H183L182 56H181V58L180 59H182L183 58V63H185L184 65H186L188 62H192V59H190V57L191 56H193V55H191V56H187ZM252 55V54H251ZM107 56H110L111 57V55H108L107 54ZM106 56V57H107ZM152 56V55H151ZM196 56V55H195ZM243 56V55H242ZM31 57V58H30ZM103 57V56H102ZM113 57V56H112ZM189 57V58H188ZM201 57H203V56H200V58L199 59H203V58H201ZM232 57V58H231ZM89 58V57H88ZM104 58V57H103ZM151 58V57H150ZM194 58V57H193ZM256 58V57H255ZM93 59V58H92ZM91 59V60H92ZM141 59V58H140ZM177 59V58H176ZM90 60V59H89ZM99 61L98 59H94V61ZM132 60V59H131ZM161 60V59H160ZM179 60V59H178ZM197 60H198V58L196 59V61H195V63H194V72H195V74H198V72H202V71H204V69H203V67L205 68V66H204V64L203 63H201V62H197ZM204 60V59H203ZM256 60V59H255ZM93 61V60H92ZM114 61V60H113ZM118 61H120V60H118ZM126 61V60H125ZM136 62L138 61V60H135ZM162 61V60H161ZM227 61V62H226ZM247 61V60H246ZM117 62V61H116ZM134 62V61H133ZM145 62V61H144ZM160 62V61H159ZM170 62H172V61H170ZM177 62V61H176ZM230 62V66H231V70L230 71H228V73H225V69H226V66L229 68L230 66H229V63ZM97 63V62H96ZM113 63V62H112ZM115 63V62H114ZM120 63H121V61H120ZM132 63V62H131ZM175 63V62H174ZM198 63V64H197ZM210 63V62H209ZM92 64V63H91ZM117 65H118V62L116 63ZM179 64V63H178ZM181 64V63H180ZM193 63H190V66L192 65ZM116 65V66H117ZM158 65V64H157ZM173 63H172V68H173ZM175 65H177V63H175ZM210 65V64H209ZM224 65V66H223ZM86 66V65H85ZM99 66V65H98ZM97 66V67H98ZM148 66V65H147ZM146 66V67H147ZM171 66V65H170ZM169 66V67H170ZM179 66V65H178ZM178 66H175V67H178ZM183 66V65H182ZM189 66V67H190ZM201 66V67H200ZM102 67V66H101ZM100 67V68H101ZM157 67V66H156ZM187 67V66H186ZM188 67V68H189ZM197 67H198V69H197ZM253 67V66H252ZM48 68V67H47ZM118 68V67H117ZM122 68V67H121ZM126 68V67H125ZM171 68V67H170ZM188 68H186V69H188ZM200 68V69H199ZM258 68V67H257ZM178 69H179V67H178ZM196 69V70H195ZM202 69V70H201ZM211 69V70H212ZM43 70H46V72L49 70H47V69H43ZM67 70V69H66ZM106 70V69H105ZM147 70H149V69H147ZM165 70H166V72L167 71H169L168 72V74H169V77H172L171 78V80H172V84H173V81H177L178 80V78L180 79L181 77H176V76H178V74H176V76L175 75H172V76H170L172 73H173V71L174 72H176V73H178V72H180V70L179 71H175L174 70V68H173V70L172 69H169L168 68V70H167V68L166 69H164V70H162V72H160V73H162V75H167V73L165 72ZM176 70H177V68H176ZM197 70H198V72H197ZM41 71V72H40ZM51 71V70H50ZM73 71H74V68H73ZM107 71V70H106ZM128 71V70H127ZM142 71V70H141ZM144 71H145V69H144ZM207 71V70H206ZM68 72H70L69 70H68ZM67 72V73H68ZM148 72V71H147ZM152 72V71H151ZM172 72V73H171ZM185 72V71H184ZM257 72H259V71H257ZM140 73V72H139ZM139 73H138V75H139ZM142 73V72H141ZM144 73V72H143ZM171 73V74H170ZM188 73V71H186V73H185V76H186V74ZM210 73H211V75H210ZM44 74V73H43ZM146 74V73H145ZM144 74V75H145ZM157 74V72L155 73V75ZM188 74H190V73H188ZM202 74V73H201ZM47 75V74H46ZM75 74H73V76H74ZM134 75H135V73H134ZM138 75H135V77L137 76V78H138ZM148 75V74H147ZM147 75H145L146 76V80H145V82H146V85H147V82H148V76H150L151 74H149L148 76ZM153 75V74H152ZM184 75V74H183ZM193 75V74H192ZM207 75V74H206ZM205 75V76H206ZM218 75V78H216V76ZM257 75V74H256ZM259 75V74H258ZM67 77V80L69 79V77L70 76H68V75H66ZM141 76V75H140ZM139 76V77H140ZM143 76V75H142ZM144 76V77H145ZM168 76V75H167ZM175 78H174V77ZM198 76H200L201 77V75L199 74ZM132 77V74H131V76H130V78ZM134 77V76H133ZM134 77V79H136ZM166 77V76H165ZM169 77H166L167 78V80H169ZM199 77V78H200ZM241 77V76H240ZM251 77H252V75H251ZM140 78H142V77H140ZM149 78H154V77H149ZM185 78H187V76L185 77ZM36 79V82L34 81ZM99 79V78H98ZM101 79V78H100ZM120 79V78H119ZM125 79V78H124ZM132 79V78H131ZM159 79V78H158ZM158 79H154V80H157V82H158ZM164 79V78H163ZM197 79V78H196ZM208 79V78H207ZM222 79V78H221ZM225 80H226V78H224ZM228 79V78H227ZM111 80V79H110ZM133 80V79H132ZM166 79L164 80V82H166L167 81ZM198 80V79H197ZM200 80V79H199ZM217 80V81H216ZM241 80V79H240ZM31 81V82H30ZM69 81V80H68ZM71 81V80H70ZM135 81V80H134ZM149 81H151V80H149ZM152 81H153V79H152ZM181 80H178V82H180ZM204 81H205V79H204ZM224 81V80H223ZM227 81V80H226ZM243 81V80H242ZM241 81V82H242ZM130 82H131V80H130ZM155 83L154 85L152 84V83H150V82H148V84L150 83V84H152L153 86H155V85H158L157 86V88H159V87H161V86H159L160 85V83L162 84V82H158V83ZM169 82V81H168ZM166 83L167 85L168 84H170V83ZM235 82V81H234ZM237 82V81H236ZM70 83V82H69ZM123 83V82H122ZM132 83H134V85H135V87H136V83L138 84L139 83V79H138V82H132ZM132 83H129V85L130 84H132ZM226 83V82H225ZM225 83L223 84V85H225ZM61 84V83H60ZM102 84V83H101ZM105 84V83H104ZM144 84L145 83H143V85H141L140 87H143L144 86ZM165 83H163L162 85H164ZM2 85V84H1ZM200 85V84H199ZM205 85V84H204ZM219 85V86H218ZM232 85H233V82H232ZM105 86V85H104ZM110 86V85H109ZM133 86V85H132ZM226 86V85H225ZM60 87V86H59ZM85 87V86H84ZM131 87V86H130ZM139 87V88H140ZM149 87H150V85H149ZM149 87H146L145 86V89L146 88H148L149 89ZM156 87V86H155ZM154 87V88H155ZM164 87V86H163ZM244 87V86H243ZM153 88V89H154ZM156 88V89H157ZM214 88V89H215ZM226 88V87H225ZM228 88V87H227ZM226 88V89H227ZM99 89V88H98ZM103 89L105 90V88L103 87ZM112 89V88H111ZM131 89V88H130ZM137 89V87L135 88V90ZM177 89V88H176ZM226 89H224V90H226ZM103 90V91H104ZM134 90V91H135ZM137 90H139L140 91V89H137ZM152 90V89H151ZM155 90V89H154ZM213 90V89H212ZM216 90V91H217ZM223 90V91H224ZM84 91V92H83ZM134 91H128L129 93H133ZM139 91H135V93L136 92H139ZM178 91V90H177ZM215 91V92H216ZM67 92H68V90H67ZM66 92V93H67ZM110 92V91H109ZM160 92V91H159ZM213 92V91H212ZM69 94H70V92H68ZM67 93V94H68ZM113 93V92H112ZM131 93V94H132ZM134 93V94H135ZM161 93V92H160ZM176 93V92H175ZM3 94L5 95L6 93H5V91H3ZM86 94V93H85ZM103 94V93H102ZM136 94H138V95H140L141 94V91L139 92V93H136ZM133 95V96H131V97H129L130 99L133 97H137V95ZM96 95V94H95ZM98 95V94H97ZM145 95V94H144ZM147 95H149L148 93H147ZM159 95V94H158ZM125 96V95H124ZM127 96V95H126ZM169 96V95H168ZM231 93L229 94V98H231ZM262 96H264V95H262ZM144 98L146 97V95L145 96H143ZM142 97V98H143ZM158 97V96H157ZM159 97H162V96H159ZM166 97H167V95H166ZM169 97H171V99H172V96H169ZM169 97H167V98H169ZM65 98H66V100H65ZM86 98V97H85ZM95 98V97H94ZM99 98V97H98ZM97 98V99H98ZM133 98H132V100H130L131 102H133ZM139 98V97H138ZM142 98H139L138 99V101H135V105H136V108H138V110L140 109L141 111H142V108H143V106L140 104V102H139V100L141 99L142 100ZM147 98H151V97H147ZM166 98V99H167ZM252 98H253V96H252ZM88 99V98H87ZM96 99V100H97ZM120 99V98H119ZM118 99V100H119ZM137 99V98H136ZM171 99H169L170 101H172ZM179 99V98H178ZM15 100V99H14ZM67 100H70V102L69 101H67ZM113 100H115V99H113ZM117 100V99H116ZM159 100H160V98H159ZM158 100V101H159ZM182 100V99H181ZM208 100V99H207ZM129 101V102H130ZM143 101H144V99H143ZM150 101H153V99L152 100H148V102H147V104L148 103H150ZM161 102H162V105H161V103H160V105L162 106H160V108H156L155 109V111L157 112L158 111V113H157V115L158 116H165V113L166 112H168V111H171L172 109L174 110V108H172L171 110H170V108H171V106L172 107H175V111H176V105H178V104H180V103H177L176 105H174L172 102H170V103H172V105L170 106V108H169V106L167 107H164V101H163V99H161L160 100ZM180 101V100H179ZM94 102H95V100H94ZM97 102H99L98 100L96 101V104H99V103H97ZM116 102V101H115ZM128 102V103H129ZM131 102L129 103L130 105H131ZM138 102V103H137ZM166 102H168L167 100H166ZM175 102H176V100H175ZM251 102V101H250ZM249 102V103H250ZM114 103V102H113ZM134 103V102H133ZM132 103V104H133ZM143 103H146V102H143ZM154 102H152V104H153ZM159 103H157V105H159ZM243 103H247V102H243ZM119 104V103H118ZM138 104H139V106H138ZM146 104V105H147ZM151 104V103H150ZM150 104H148V105H150ZM168 104H169V102H168ZM248 104V103H247ZM103 105V104H102ZM120 105V104H119ZM144 105V104H143ZM147 105V106H148ZM41 106H43V105H41ZM90 106V105H89ZM118 106V105H117ZM127 106H129V105H127ZM205 106V105H204ZM203 106V107H204ZM212 106V105H211ZM211 106H210V109L212 110V111H214L216 114H218V108L215 110L214 109V107L213 108H211ZM258 106V105H257ZM103 107V106H102ZM120 107V106H119ZM118 107V108H119ZM144 107H146L145 105H144ZM178 107V106H177ZM39 108V107H38ZM125 108V107H124ZM128 108V107H127ZM127 108H126V110H127ZM147 108H149V106L147 107ZM97 109V108H96ZM101 109H103V108H101ZM130 109V108H129ZM128 109V110H129ZM146 109V108H145ZM210 109H208L209 111H211ZM2 110V109H1ZM121 110V109H120ZM150 110V109H149ZM198 110V109H197ZM207 110V111H208ZM3 111V110H2ZM178 111H180L179 109H178ZM208 111V117L210 116V113H211V116H212V118H214L215 117V115L213 114V112L211 111V112H209ZM238 110H236V112H237ZM8 112V111H7ZM127 112V111H126ZM138 112V111H137ZM181 112V111H180ZM221 112V111H220ZM219 112V113H220ZM107 113V112H106ZM105 113V115L107 116V114ZM133 113V112H132ZM147 113V112H146ZM146 113H144V114H146ZM207 113V112H206ZM224 113V112H223ZM97 114H99V113H97ZM96 114V115H97ZM122 114V113H121ZM167 114V113H166ZM231 113H229V115H230ZM95 115V116H96ZM130 115H132V114H130ZM151 115V114H150ZM149 115V116H150ZM169 115V114H168ZM178 115V114H177ZM224 115H226V114H224ZM16 116V115H15ZM94 116V117H95ZM97 116H99L98 117V119H101V114L100 115H97ZM96 116V117H97ZM120 116V115H119ZM167 116V115H166ZM210 116V117H211ZM222 116V115H221ZM227 116V115H226ZM256 116H259V117H261V118H264V97H262V100H261V102H260V106H259V108H258V110H257V112H254V117H253V115L251 116L252 118H249V120H248V122H246V125H244V128L247 130V131H249V132H254L253 130L254 129H258L256 126V124H255V122H257V121H255V119L257 118ZM38 117H40V118H38ZM94 117H93V119H94ZM102 117H103V114H102ZM116 117V116H115ZM121 117V116H120ZM147 117V116H146ZM205 118V119H203V120H205L204 122H205V124H207V125H203L204 126V128L206 129L207 128V126L209 125V121H210V126H213V124L216 122L215 121V119L217 118H215V119H213V121H214V123H213V121H212V119L211 120H209V121H207L209 118ZM9 118V117H8ZM131 118V117H130ZM129 118V119H130ZM178 118V117H177ZM183 117H181V119H182ZM190 118V117H189ZM219 118H220V115H219ZM222 118H223V116H222ZM39 119H41V121L39 120ZM104 119V118H103ZM103 119H101V121L103 120ZM119 119V118H118ZM147 119V118H146ZM174 120H175V117L173 118ZM106 120V119H105ZM105 120H103V121H105ZM145 120V119H144ZM144 120H143V122H144ZM172 120V119H171ZM170 120V121H171ZM173 120V121H174ZM191 120V119H190ZM203 120L201 121V122H203ZM224 120V119H223ZM262 120V119H261ZM37 121H39V123H36ZM93 121V120H92ZM96 121H97V119H96ZM100 121V120H99ZM99 121H98V123H99ZM107 121V120H106ZM114 121V120H113ZM122 121V120H121ZM128 121V120H127ZM139 121V120H138ZM164 121V120H163ZM186 121V120H185ZM219 121V120H218ZM222 121V120H221ZM236 121V120H235ZM244 121H245V119H244ZM13 122V121H12ZM91 122V121H90ZM95 122V121H94ZM167 122V121H166ZM191 122V121H190ZM204 122H203V124H204ZM208 122V123H207ZM16 123V122H15ZM19 123V122H18ZM140 123V122H139ZM174 123V122H173ZM192 123V122H191ZM220 123V122H219ZM1 124V123H0ZM45 124H47V125H45ZM104 124V123H103ZM142 124V123H141ZM202 124V123H201ZM216 125H217V123H215ZM221 124H223V122H221ZM40 125V126H39ZM96 125H97V122H96ZM149 125V124H148ZM170 125V124H169ZM182 125V124H181ZM194 125V124H193ZM219 125V124H218ZM10 126V125H9ZM13 126V125H12ZM27 126V127H26ZM81 126V125H80ZM98 127H100V126H102L101 124L99 125H97ZM96 126V127H97ZM103 126H105V125H103ZM102 126V127H103ZM119 127H121L120 125H118ZM139 125H136V127H133V129L134 130H136L135 132L137 133V127H138ZM156 126V125H155ZM195 126V125H194ZM206 126V127H205ZM11 127V126H10ZM96 127H95V129H96ZM119 127H117V129H113V131L114 130H120V128ZM157 127V126H156ZM176 127V126H175ZM182 127H183V125H182ZM201 127H202V125H201ZM209 127V126H208ZM23 128V129H24ZM141 128H143V127H141ZM174 128V127H173ZM187 128H188V126H187ZM203 128V127H202ZM237 128V127H236ZM25 129V130H26ZM95 129H93V130H95ZM100 129H101V127H100ZM99 129V130H100ZM103 129H105V128H103ZM178 129V128H177ZM212 129H213V127H212ZM211 129V130H212ZM233 129V128H232ZM238 129V128H237ZM3 130V129H2ZM111 132H110V131ZM109 130H107V133H106V131H101V136H99L100 138H98L97 140H100V139H102L103 137V135H102V133H105V134H107V135H110V137H112L114 134H118L119 133V131H116V132H118V133H116L115 131V133H113V131H112V129H109ZM159 130V129H158ZM158 130H155L154 129V127H153V125H151L150 124V126L148 127V130H147V132L149 133V134H155L156 136H157V139L161 136V133L163 132L162 131V129H161V131H158ZM181 130V129H180ZM210 130V131H211ZM22 131H24V130H22ZM30 131V132H29ZM92 131V132H91ZM110 132V134H109V132ZM121 131V130H120ZM174 131H175V129H174ZM178 131V130H177ZM209 131V132H210ZM3 132V131H2ZM59 132V133H58ZM139 132H141V130L139 131ZM138 132V133H139ZM161 132V133H160ZM176 132V131H175ZM243 132V131H242ZM55 133H58L59 135H58V137H59V139H58V137H57V140L56 139H54V135H56ZM93 135H92V134ZM113 135H112V134ZM135 133V134H136ZM137 133V134H138ZM159 133H160V135H159ZM180 133V132H179ZM183 133V132H182ZM185 133H187L186 131H185ZM184 133V134H185ZM246 133V132H245ZM245 133H243V134H245ZM257 133V132H256ZM81 134V133H80ZM121 134V133H120ZM141 134H142V132H141ZM164 134V133H163ZM199 134V133H198ZM211 134V133H210ZM246 134H248V133H246ZM253 134H255V133H253ZM28 135V134H27ZM53 135V136H52ZM91 135V136H90ZM112 135V136H111ZM119 135V134H118ZM132 135V134H131ZM155 135H154V137H155ZM168 135V133H166V136L165 137H168L167 136ZM188 135V134H187ZM195 135H197V134H195ZM205 135V134H204ZM203 135V136H204ZM120 136V135H119ZM170 136V135H169ZM186 136V135H185ZM190 136V135H189ZM257 136V135H256ZM56 137V136H55ZM81 137V136H80ZM102 137V138H101ZM109 136L108 137H105V138H110ZM117 135L114 137L113 136V138H114V140L112 139V141H111V143L110 142H108V144H113V142L115 141V138L117 139ZM164 137V138H165ZM172 137V136H171ZM241 137H243V136H241ZM245 137V136H244ZM32 138H34V137H32ZM48 138V139H47ZM64 138H66V139H64ZM68 138L70 139L69 140V143H66V142H68ZM105 138H103L102 139V141H97V142H100V143H102V144H104L105 142H107L108 140L106 139V141H105ZM119 138H121V136L119 137ZM175 138V137H174ZM186 138H187V136H186ZM192 138L193 137H191L190 139L192 140ZM203 138V137H202ZM213 138V137H212ZM46 139V140H45ZM94 140H95V138H93ZM160 139H162V138H160ZM172 139V138H171ZM196 139V138H195ZM194 139V141H193V145H190L191 146V149L193 150V154H195V155H199V157H200V155L201 154H203L204 152H205V150H207L206 149V146H208L209 144V150H210V146H211V141H209V143L208 144H204L203 142H201V141H198V140H195ZM201 139V138H200ZM204 139V138H203ZM209 139V138H208ZM63 140H65V141H63ZM73 140L75 141V142H73ZM111 140V139H110ZM109 140V141H110ZM156 140V139H155ZM173 140V139H172ZM177 140L178 139H176V142H177ZM214 140V139H213ZM228 140V139H227ZM226 140V141H227ZM232 140H234V139H232ZM262 140V139H261ZM260 140V141H261ZM60 141H62V142H60ZM89 141L91 142L92 140L91 139H89ZM96 141V140H95ZM122 141V140H121ZM124 141V140H123ZM142 141V140H141ZM162 141V142H161ZM161 141H158V145L157 144H155V143H153V144H151L150 143V145H149V147H146L145 148V151H144V153H141V151H142V149L141 148H139V151L138 150H136L135 152L136 153H138V154H141V157H142V154H145V156L147 157V163L149 164V165H151V166H155V169H158V171H160L162 174H163V178L161 179V182L163 183V184H161L162 186H160V188H162V192H161V190L160 191H157L156 193H158L159 192V194H161L162 193V198H160V200H159V203H161L160 205V207L159 208H157L155 211H148V212H145V216H144V219L145 218H151V220L152 221H159L160 222V219L162 218V216H161V208H165V207H168V206H173L172 208H170L169 209V211L167 212V214H168V216L169 217H176L178 214L179 215H181V217L182 218H186V219H188V222H190V221H192L193 222V224H195V225H197V227H198V229H197V231H196V236H197V238H200V237H202V239L200 238V242H197V243H193V246H196V244H198V247L200 248V247H202L203 245H202V243H203V241L204 240H207L208 239V237H209V235H211L212 233H216V232H218L217 234H219V236H221L222 234H224V233H226V231L227 230H229V229H226L225 227H227V226H225L224 224H228V225H230L229 226V228L230 227H232V225L233 224H236L237 223V221H236V219L235 218H233L236 214H235V212H237V211H239L240 210V208L239 207H237L236 205L237 204H240L241 205V207L243 206L242 204L245 202V204H246V206H251L250 204V202L249 201H251L252 202V204L254 205V203H255V207H256V204H264V202H262V201H259V197L261 196L260 194H258V191L260 192L262 189H264V188H262V185H264V183H262L261 182V179H264V178H261V179H258L257 180V178H258V176H254L255 178V183H257L256 181H258L259 182V184L257 183L256 185L257 186H259L260 188H258L257 186H255L254 185V182L252 183L251 181L253 180L252 178V180L251 179H248V181H250V183L248 182V181H246L245 182V180H244V178H243V180L244 181H241L242 180V178L240 179V168H239V170H237V166H239V164L237 163V161H238V155L239 154H236L237 156V158L236 159H233V157L232 158H230V156H229V158H227V153L226 154H221V156H219V152L216 154L215 152H213V153H210V151H209V154H208V160H210L211 161V163H212V166H213V168H212V166H211V168H210V165L209 166H207V165H205V166H202V167H199V168H197L196 167V169H194L195 167H190V164H189V162L185 159V157H184V155H182V154H178L177 153V149H175L174 150V148H172V150L169 148V146L167 145V144H164V142L165 141H163V139L161 140ZM167 141V140H166ZM181 141V140H180ZM179 140H178V142H180ZM185 141V140H184ZM203 141V140H202ZM205 141V140H204ZM38 142H36L35 141V143H38ZM49 142V141H48ZM66 144H64V143ZM130 142H132V141H130ZM143 142V141H142ZM182 142V141H181ZM244 142V141H243ZM247 142V141H246ZM250 142V141H249ZM262 142V141H261ZM31 143V142H30ZM29 143V144H30ZM56 143H57V145H56ZM116 143H117V141H116ZM129 143V142H128ZM145 143H146V141H145ZM169 143V142H168ZM188 143V142H187ZM40 144H41V141H40ZM65 146H64V145ZM77 144V143H76ZM89 143L87 142V146L89 147V145H88ZM130 145H131V143H129ZM174 144V143H173ZM190 144V143H189ZM191 144H192V141H191ZM246 144V143H245ZM91 145V144H90ZM113 145H115V144H113ZM112 145V147L110 148L111 150H112V148L113 147H115V146H113ZM118 145V144H117ZM170 145H172V144H170ZM250 145V144H249ZM53 146V145H52ZM86 146V145H85ZM84 146V147H85ZM107 146H109V145H107ZM107 146H106V148H107ZM129 146V145H128ZM134 146V145H133ZM140 146V145H139ZM138 146V147H139ZM145 146V145H144ZM176 146V145H175ZM190 146H188V147H190ZM236 146H237V144H236ZM31 147H32V143H31ZM59 147H57V148H59ZM120 147V146H119ZM137 147V146H136ZM137 147V148H138ZM140 147H143V145L142 146H140ZM218 147V146H217ZM257 147V146H256ZM56 148V149H57ZM105 148V149H106ZM123 148V147H122ZM236 148V147H235ZM250 148V147H249ZM40 149V148H39ZM61 149V150H62ZM64 149H66V148H64ZM180 149H182V148H180ZM190 149V150H191ZM224 149V148H223ZM237 149V148H236ZM31 150V149H30ZM36 150H38V149H36ZM59 150V149H58ZM86 150H87V148H86ZM102 150V149H101ZM104 150V149H103ZM116 150H118V149H116ZM164 151V155H162L161 154V151ZM179 150V149H178ZM191 150V151H192ZM202 150H204V151H202ZM229 150V149H228ZM227 150V151H228ZM257 150V149H256ZM66 151H64L65 153L64 154H66V153H68V152H66ZM82 151V150H81ZM85 151V150H84ZM131 151L132 150H129L128 152H127V154H125V156L123 155V152H124V150H122V151H120L119 153H117V159H115V157H112V156H110V153L108 154V156H110V157H106V158H101V156L100 155H102V152L100 153H98L97 154V156L96 155H92L91 153L90 154H82L81 156H80V154L79 155H76L77 156V158H74V160H73V157L75 156H72V155H70V156H68V159H63L64 161L66 160H70L71 159V162H75V169H79V168H81V171L83 170V172L86 174V175H88V178H89V176L91 175V174H93V170L94 169H99V170H101V171H108V170H110L108 167L111 165V164H113L114 162H116L117 161V163L121 160L122 162H123V165H127V163L129 162V160L132 158V155H133V153H131ZM188 151V150H187ZM202 151V152H201ZM207 151V152H208ZM43 152V151H42ZM63 152V151H62ZM111 152V151H110ZM133 152V151H132ZM181 152V151H180ZM207 152H205V153H207ZM229 152V151H228ZM232 152V151H231ZM39 153H41V152H39ZM48 153V152H47ZM84 153V152H83ZM204 153V154H205ZM238 153V152H237ZM34 154V153H33ZM63 153H62V155H64ZM78 154V153H77ZM230 154V153H229ZM246 154V153H245ZM37 155V154H36ZM61 155V156H62ZM112 155V154H111ZM206 155V154H205ZM231 155V154H230ZM234 155V154H233ZM248 155V154H247ZM262 155V154H261ZM17 156V155H16ZM59 156V155H58ZM72 156V157H71ZM79 156V157H78ZM103 156V155H102ZM107 156V155H106ZM190 156H192V155H190ZM202 156V155H201ZM249 156V155H248ZM29 157V156H28ZM33 157V156H32ZM37 157V156H36ZM69 157H71V158H69ZM38 158V157H37ZM53 158V157H52ZM56 158V157H55ZM61 158V157H60ZM140 158V157H139ZM193 158V157H192ZM191 158V159H192ZM28 159V158H27ZM135 159V158H134ZM143 159H144V157H143ZM146 159V158H145ZM207 159V158H206ZM205 159V160H206ZM248 159V158H247ZM26 160V159H25ZM73 160V161H72ZM132 160H133V158H132ZM199 160V158L197 159V161ZM17 161V160H16ZM193 161V160H192ZM196 161V162H197ZM209 161V162H210ZM256 161V160H255ZM261 161V160H260ZM260 161H258V163L260 162ZM262 161H264V160H262ZM262 161H261V163H262ZM24 162V161H23ZM27 162V161H26ZM25 162V163H26ZM63 161L61 160V162L60 163H62ZM69 162V161H68ZM73 162V163H74ZM135 162V161H134ZM199 162V161H198ZM209 162H207V163H209ZM64 163V162H63ZM63 163H62V165H63ZM67 163V162H66ZM137 163V162H136ZM140 163V162H139ZM193 163V162H192ZM261 163H260V165H261ZM56 164H58V162L56 163ZM65 164V163H64ZM67 164H69V163H67ZM116 164V163H115ZM232 164V165H231ZM36 165V164H35ZM49 165H51V164H49ZM53 165V164H52ZM70 165V166H69ZM69 165H67V166H65V168H63L62 167V169H60V170H58L57 169V171H53V172H50V178H46V176H47V174H46V176H45V174H44V172H41V171H38L37 173H35L36 174V176L37 177H39L41 180H44V182L45 183H47L48 184V188L50 187V188H52L53 186V184H55L54 182H53V178L55 177V176H58V177H61V176H63L64 177V182H65V178L67 177L65 174L67 173V169H68V166H69V168H70V170H72V169H74L73 167H71V165H72V163L71 164H69ZM131 165V164H130ZM231 165V166H230ZM253 165V164H252ZM61 166V165H60ZM73 166V165H72ZM144 166V164L142 165V166H140V167H143ZM246 166V165H245ZM259 166V165H258ZM262 166H264V165H262ZM53 167V166H52ZM119 167V166H118ZM117 167V168H118ZM139 167V166H138ZM247 167V166H246ZM250 167V166H249ZM253 167V166H252ZM255 167V166H254ZM45 168V167H44ZM44 168H43V170H44ZM46 168H47V166H46ZM130 168H131V166H130ZM136 168V167H135ZM152 168V167H151ZM259 168H261L260 166H259ZM152 169H154V168H152ZM51 170V169H50ZM99 170L97 171V172H99ZM115 170V168L113 169V171ZM117 170V169H116ZM115 170V171H116ZM128 170V169H127ZM132 170V169H131ZM136 170V169H135ZM138 170H139V168H138ZM200 170V171H199ZM253 170H255V168L253 169ZM252 170V171H253ZM260 170H264V168H261ZM259 169H257V175H258V172L260 171ZM75 171V170H74ZM111 171V170H110ZM113 171H112V173H113ZM155 171V170H154ZM239 171V172H238ZM126 172H129V171H126ZM133 172V171H132ZM250 172V171H249ZM254 172V171H253ZM260 172H262V171H260ZM1 173V172H0ZM28 173V172H27ZM112 173H111V175H112ZM121 173H123V172H121ZM252 173V172H251ZM73 174H74V172H73ZM120 174V173H119ZM128 174V173H127ZM127 174H120V175H112V178H110L109 177V173H108V175H106L105 174V178L107 179L108 178V180L106 181V183L104 184V187L103 186H101V187H103L102 188V190L104 191V193L106 194V197H104V199H105V201L104 202H106L105 204H104V206H103V208L100 210V211H98V212H103V217H102V220H101V224H102V226L101 227H104V229H105V231H106V233L104 234V240L102 241V243H98L96 240L95 241H91L90 242V244H88V247H87V245H86V247L84 248V254H85V257L87 258V260L85 261V264H148V262L147 261H149V260H147V258H148V256H152V253L153 252H155V251H157V247H152V245H151V240L149 241L148 240V237H146V238H138L137 237V233L138 232H142L143 230V227H142V224H143V220L144 219H137V218H135V217H133L134 215H135V210H138L140 207H143V203L146 201V195H147V192H152V190H150V188L148 189V185H141V182H143V180H146L147 179V176L145 175V174H141V175H139L138 176V181H141L140 183H136L135 184V181L136 180H132L131 178H126L127 176ZM202 174V175H201ZM260 174V173H259ZM262 174H264V173H262ZM82 175V174H81ZM110 175V176H111ZM201 175V176H200ZM245 175V173L242 175V176H244ZM261 175V174H260ZM92 176V175H91ZM95 176V175H94ZM93 176V177H94ZM200 176V178H198ZM203 176V177H202ZM247 176V175H246ZM246 176H245V178H246ZM202 177V178H201ZM75 178V177H74ZM84 178V177H83ZM90 178H92V177H90ZM102 178V177H101ZM207 178V179H206ZM80 179V178H79ZM104 179V178H103ZM22 180V179H21ZM62 180V179H61ZM158 180V179H157ZM67 181H69V180H67ZM81 181V180H80ZM85 181V180H84ZM88 181H89V179H88ZM99 181V180H98ZM159 181V180H158ZM262 181H264V180H262ZM64 182H61V183H64ZM97 182V181H96ZM248 182V183H247ZM3 183V182H2ZM86 183V182H85ZM151 183H153V182H151ZM154 183H156V182H154ZM252 183V184H251ZM262 183V184H261ZM7 184H8V182H7ZM67 184V183H66ZM101 184V183H100ZM157 184V183H156ZM252 185V188H251V191L252 192H254V194H251V191L249 190V189H245V187L244 186H247V187H250L251 185ZM102 185V184H101ZM4 186V185H3ZM6 186V185H5ZM15 186V185H14ZM256 187V188H254V187ZM31 187H32V184H31ZM36 187H38V186H36ZM65 186H63V187H60V183H59V185L57 186V189H59L60 190V188H64ZM121 187H123V189L121 188ZM39 188V187H38ZM49 188V189H50ZM69 188V187H68ZM158 188V187H157ZM11 189V188H10ZM27 189V188H26ZM23 186H19L18 188H17V193H18V190H19V193H18V197H19V195H22V196H24L25 194H26V192H25V190H26ZM257 191H256V190ZM259 189V190H258ZM62 190V189H61ZM7 191V190H6ZM36 191V190H35ZM37 191H38V189H37ZM36 191V192H37ZM51 191V190H50ZM0 192H1V183H0ZM35 192V193H36ZM65 192V191H64ZM100 192H101V190H100ZM168 192H172V193H174L173 195L174 196H176L175 198H177V201H175V198L174 199H172V200H170V198H171V196H168V195H166ZM262 192H264V191H261V193ZM34 193V192H33ZM35 193H34V195H35ZM99 193V192H98ZM155 193V192H154ZM155 193V194H156ZM206 193V194H205ZM208 193V194H207ZM255 193H256V195H255ZM152 194V193H151ZM158 194V195H159ZM37 195L39 196V193L37 192ZM104 195V194H103ZM150 195V194H149ZM260 195V196H259ZM26 196V195H25ZM36 196V195H35ZM37 196V197H38ZM44 196V195H43ZM151 196V195H150ZM159 196H161V195H159ZM158 196V197H159ZM258 197V199H257V201L256 200H254V201H252L251 200V197ZM10 197H11V195H10ZM9 197V198H10ZM42 197V196H41ZM58 197V196H57ZM15 198H17V197H15ZM19 198H21V197H19ZM152 198V197H151ZM157 198V197H156ZM214 198V199H213ZM49 199V198H48ZM72 199V198H71ZM159 198H157V200H158ZM253 199V198H252ZM14 200V199H13ZM154 200H156V199H154ZM156 200V204H157V201ZM261 200V199H260ZM81 201V200H80ZM241 201V202H240ZM18 202H21V200L20 201H18ZM25 202H27L26 201V199L24 200V202L23 203H25ZM235 202L237 203L236 205H234L235 204ZM254 202V203H253ZM259 202V203H258ZM261 202V203H260ZM158 203V204H159ZM233 204V206H235V207H237V211H234V213H232L231 212V210H229L226 206H229L230 204ZM242 203V204H241ZM250 203V204H249ZM94 204V203H93ZM109 204V205H108ZM229 204V205H228ZM249 204V205H248ZM78 205V204H77ZM101 205V204H100ZM181 206L182 207V211H179V213L176 211V208H177V206ZM232 206V205H231ZM230 206V207H231ZM246 206H244V207H246ZM152 207V206H151ZM252 207V206H251ZM250 207V208H251ZM255 207H253V208H255ZM234 208V207H233ZM232 207H231V209H233ZM239 208V209H238ZM252 208V209H253ZM24 209V208H23ZM88 210H92V211H94V207L93 208H88ZM132 210H134L133 211V215H131V213H130V215H127V213L128 212H131ZM235 210H236V208H235ZM15 212H17V210H15ZM86 212V211H85ZM82 213V212H81ZM87 213V212H86ZM94 213V212H93ZM235 214V215H234ZM87 215V214H86ZM232 215H234V216H232ZM96 216V215H95ZM236 217V216H235ZM139 218V217H138ZM40 222H41V220H39ZM38 221V222H39ZM39 222V223H40ZM46 222H47V220H46ZM186 223H187V221H185ZM242 222V221H241ZM190 224H192V223H190ZM189 224V225H190ZM192 224V225H193ZM49 225H52V224H49ZM9 227V226H8ZM57 227H59V226H57ZM234 227V226H233ZM56 228V227H55ZM63 228V227H62ZM68 228V227H67ZM174 228V227H173ZM36 229H37V226H36ZM59 229V228H58ZM185 229V228H184ZM193 229V228H192ZM42 230V229H41ZM40 230V231H41ZM48 230V229H47ZM52 230V229H51ZM63 230V229H62ZM69 230V229H68ZM67 230V231H68ZM55 231V230H54ZM57 231V230H56ZM66 231V230H65ZM206 231H207V233L209 234L208 235V237H205V236H203V235H200L201 233L202 234H207L206 233ZM223 231H224V233H223ZM42 232V231H41ZM204 232V233H203ZM242 231H240V233H241ZM82 233V232H81ZM146 233V232H145ZM178 233V232H177ZM183 233H185V232H183ZM188 233H190V235H192V233L191 232H189L188 231ZM68 234V233H67ZM65 235V234H64ZM179 235V234H178ZM195 235V234H194ZM60 235H57L56 233H51V238L52 239H54V238H58ZM140 236H144L143 234L142 235H140ZM186 236V235H185ZM162 237V236H161ZM169 237V236H168ZM176 237V236H175ZM158 238H160V237H158ZM190 238H191V236H190ZM204 238V239H203ZM240 237H237L236 236V234H235V232L234 233H229V236H228V239H225V241H228V242H226L227 244H229V246H231V247H237L238 249H237V255L238 256H243V260L244 259H247V260H253L254 261V263L255 264H264V239H261L258 243H257V248H260V250H256V249H253V247H251V246H248L246 249L244 248V242L243 241H241L240 239H239ZM0 239H5L4 237H0ZM61 239V238H60ZM62 239H64V238H62ZM61 239V240H62ZM82 239L85 241L86 239H87V236H86V239H84V238H81L80 237V234H77L76 232L75 233H70V235H69V239L67 238L66 240L69 242H65V244H63V242H62V244L63 245H65V246H67V244L69 245V247L70 248H72L70 251L73 253V252H75V251H77V250H81V249H79V246L81 245V243H82ZM162 239H163V237H162ZM165 239V238H164ZM177 239H178V237H177ZM187 239V238H186ZM189 239V238H188ZM221 239V238H220ZM222 239H224V237H222ZM221 239V240H222ZM59 240V239H58ZM184 240V239H183ZM87 242L89 241V237H88V240H86ZM85 241V242H86ZM153 241V240H152ZM171 240H169V241H167L166 242V244L164 245V250H165V248H166V250H168V251H165V253L167 252V254H170V255H173L174 256V254H176L177 255V257H175L177 260H178V258H180L181 259V261H182V264H192L189 260H188V256L187 255H189L188 253H187V255H186V253H180L179 252V255H178V251L177 250H174V249H176V247H175V245H177V244H174V246H170V245H173V243H171L170 242ZM178 241V240H177ZM194 241V240H193ZM224 241V240H223ZM60 242V241H59ZM71 242V243H70ZM84 242V243H85ZM110 243V246L108 247V249H106V244L107 243ZM184 242V241H183ZM182 242V243H183ZM47 242L45 241V244H46ZM52 243V242H51ZM89 243V242H88ZM191 243V242H190ZM50 244V243H49ZM55 244H56V242H55ZM83 244V243H82ZM170 244V245H169ZM155 245V244H154ZM167 245H169L168 247H171L172 248V250H170V249H167L168 247H166ZM179 245V244H178ZM178 245H177V247H178ZM226 245V244H225ZM50 246V245H49ZM160 246H163L162 244H160ZM180 246V245H179ZM205 246V245H204ZM61 247V246H60ZM175 247V248H174ZM182 247V246H181ZM181 247L179 248L180 250H181ZM64 248V247H63ZM67 248V247H66ZM174 248V249H173ZM190 248V247H189ZM48 249V248H47ZM87 249V252H85V250ZM185 249V248H184ZM62 250V249H61ZM183 250V249H182ZM181 250V251H182ZM193 250V248L190 250V251H192ZM67 251V250H66ZM229 251H231V250H229ZM81 252V251H80ZM157 252H160V251H157ZM157 252H155L156 254H157ZM161 252L162 253H164L162 250H161ZM160 252V253H161ZM176 252V253H175ZM193 252V251H192ZM149 253H151V254H149ZM232 253V252H231ZM73 254H75V253H73ZM81 253H79V255H80ZM149 254V255H148ZM159 254V253H158ZM166 254V255H167ZM75 255H78V254H75ZM155 255V254H154ZM175 255V256H176ZM54 256V255H53ZM82 256V255H81ZM158 256V259L160 258L159 256L160 255H157ZM164 256V255H163ZM163 256H162V254H161V257L163 258ZM173 256H170V257H172L173 259H170V258H168V259H170V260H168L167 258H166V261H164V264H165V262H173L174 263V257ZM179 256V257H178ZM191 256V255H190ZM63 257H64V255H63ZM0 258H4V260H9V258H13V253H10L9 252V243H5V246L3 247V249L2 250H0ZM81 258V257H80ZM79 258V259H80ZM85 258V259H86ZM153 258V257H152ZM151 258V259H152ZM155 258V257H154ZM157 258V257H156ZM162 258H160V259H162ZM17 259V258H16ZM72 259H73V257H72ZM150 259V258H149ZM157 259V260H158ZM159 259V262L160 261H162V260H160ZM190 259V258H189ZM19 260H21V259H18V262H19ZM70 260H71V257H70ZM89 260V261H88ZM168 260V261H167ZM173 260V261H172ZM114 261H117V262H114ZM180 261V260H179ZM9 262V261H8ZM150 262V261H149ZM35 263V262H34ZM70 263V262H69ZM68 263V264H69ZM74 263H76V262H74L73 261V264ZM152 263V262H151ZM178 263V262H177ZM27 264V263H26ZM36 264H39V263H36ZM84 264V263H83ZM194 264H196L195 262H194ZM198 264H200V263H198ZM211 264V263H210ZM213 264H215V263H213ZM253 264V263H252Z\"/></svg>",
    "mask_w": 264,
    "mask_h": 264
}]
</instances>
